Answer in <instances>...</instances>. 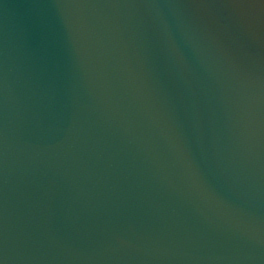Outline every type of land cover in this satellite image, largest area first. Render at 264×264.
<instances>
[{
  "label": "water",
  "instance_id": "water-1",
  "mask_svg": "<svg viewBox=\"0 0 264 264\" xmlns=\"http://www.w3.org/2000/svg\"><path fill=\"white\" fill-rule=\"evenodd\" d=\"M242 248L264 264V0H0V261Z\"/></svg>",
  "mask_w": 264,
  "mask_h": 264
},
{
  "label": "snow or ice",
  "instance_id": "snow-or-ice-1",
  "mask_svg": "<svg viewBox=\"0 0 264 264\" xmlns=\"http://www.w3.org/2000/svg\"><path fill=\"white\" fill-rule=\"evenodd\" d=\"M0 264H3V262H2V261H0Z\"/></svg>",
  "mask_w": 264,
  "mask_h": 264
}]
</instances>
